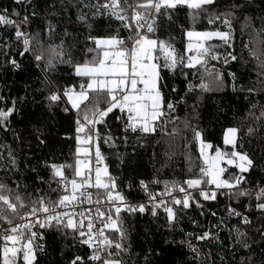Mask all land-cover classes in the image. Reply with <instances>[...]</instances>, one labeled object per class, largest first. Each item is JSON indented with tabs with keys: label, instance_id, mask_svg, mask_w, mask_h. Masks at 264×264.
Segmentation results:
<instances>
[{
	"label": "trees",
	"instance_id": "16d2710c",
	"mask_svg": "<svg viewBox=\"0 0 264 264\" xmlns=\"http://www.w3.org/2000/svg\"><path fill=\"white\" fill-rule=\"evenodd\" d=\"M106 2L0 0V11L6 6L13 14L19 13V16L14 14L19 20L28 17L23 25L32 41L29 52H23V40L16 38L15 27L0 25V109H13L0 124V183L11 189L13 197L19 195L29 207L40 197L58 201L62 195L70 194L71 185L65 193L63 185L53 180L50 167L72 165L63 171L69 180L74 178L78 159L77 119L83 113L68 104L64 90L73 86L78 90L81 84L86 85L87 77L76 75L75 66L91 61L95 55L88 51L95 48L89 37L129 35V29L124 26L129 23L132 12L129 4L143 0H128L127 4L121 0L123 14L129 18L126 21L100 7ZM82 15L86 16V22L79 19ZM213 15H220L221 19L210 24ZM153 16L155 32L149 33V37L170 43L178 56H190L186 51V33L190 29L228 31L223 23L227 18L231 20L233 38L231 47L217 38L205 42L206 46H217L213 54L219 58L209 57L206 65L212 75L200 66L162 70L161 90L165 101L171 102L175 110L165 108L166 114L157 121L155 132L143 134L139 129L127 128V114L118 109L96 125L100 137L97 143L104 157L102 163L115 178L116 190L125 200L143 199L149 193L159 194L174 184L199 178L200 168L205 165L193 129L201 131L204 141L213 145L212 154L216 148L221 152L233 151L231 145L224 144V134L228 128L238 129L235 150L247 153L253 160L242 185L263 183L264 0H216L195 19L186 5L167 12L162 10ZM229 53L236 59L232 60ZM37 55H43V59L37 61ZM158 62H163L162 57ZM217 72L222 74V81L216 80ZM202 82L210 90H202L199 87ZM56 92L61 96L53 102L50 96ZM100 107L106 108L107 104L102 102ZM249 129L253 130L251 134ZM227 159L221 162L227 169L222 178L239 174V169L228 165ZM245 190L250 195L237 197L220 192L217 199L207 201L195 193L203 207L174 206L179 209L178 220L171 226L162 208L157 209L156 216L152 215L150 206L143 213L122 211L126 232L122 243L126 250L115 258L122 264H264V210L256 207L260 203L255 198L256 189ZM229 207L242 216L246 214L250 223L244 224L242 216L229 215ZM27 210L22 209L21 215ZM8 215L13 221L19 219L11 213ZM0 223L6 222L0 220ZM236 229L247 234L242 239L250 248L237 242ZM34 230L42 233L38 242L43 245V251L37 252L36 264H70L76 256L83 257L84 264H101L88 260L92 250L71 229ZM204 232L215 238L197 239ZM107 234L119 240L118 234ZM188 242L197 252L188 247ZM109 251L117 250L113 247Z\"/></svg>",
	"mask_w": 264,
	"mask_h": 264
},
{
	"label": "snow or ice",
	"instance_id": "6c2138e0",
	"mask_svg": "<svg viewBox=\"0 0 264 264\" xmlns=\"http://www.w3.org/2000/svg\"><path fill=\"white\" fill-rule=\"evenodd\" d=\"M26 0H16V3H24ZM125 4L128 0H123ZM216 0H143L135 5L129 4L132 8L131 22L125 23L128 29L135 25V35L128 39L132 41V47L127 48L125 41L118 37L94 38L89 37L95 48L88 51L95 53L93 59L83 65H76V75L87 77V84H81L80 90L76 91L75 86L64 90L63 95L67 98L73 109L82 112V117L77 119V149L76 154L79 157L81 153L84 159H77L75 162L74 178L69 180L63 169L71 168L72 165H50L53 170V180L58 184L63 185V190L68 193V185H71L70 194L62 195L58 201H46L40 197L33 201L31 207L24 202L19 196L11 195V189H8L5 184L0 183V220L5 221L9 227L0 232V264H36L37 252L43 251V245L38 241L42 239V233L35 231V228H51L58 227L71 229L79 238L80 242L92 249V254L88 257L90 261L102 262V264H122V261L116 259L120 251L126 250L122 241L126 238V232L123 228L122 211L135 213L137 211L143 213L146 211L145 204L133 205L127 203L125 197L117 189L116 180L108 173L107 166L103 169L100 163L104 157L100 152L98 143L95 145V167L89 165L88 147L81 148L80 144H89L94 142V137L98 140L99 132L96 125L103 123L114 110L127 114L126 127L132 131L139 129L143 134H150L156 131L157 121H160L165 116V108L174 111V105L171 102H166L162 88L163 69L174 71L177 67L183 66L187 68H196L197 66L204 67L205 73L212 75V70L206 67L208 58L218 59V54H213L216 45L208 44L206 41H211L217 38L223 44L231 47L232 40V25L231 20L223 19L224 25L228 27V31H187L186 35L189 39L186 51L195 52V55L184 57L178 56L174 47L165 41H157L149 37L147 33L155 32V19L148 22V17L153 14H160L162 10L167 12L170 9H176L178 6L186 5L193 13V19L200 12H206L207 6L214 5ZM109 10V13L121 21H126L129 18L123 13L125 9L121 7V0H108V2L100 5ZM238 7V5H234ZM143 10V11H141ZM19 16V13H14ZM82 22H86V16L79 17ZM220 15H213L209 19L210 24H214L220 20ZM28 17L25 16L22 20L16 21L7 15V10L0 12V25H9L16 28V38H24L23 43L25 50H28L30 40L26 34L20 30L21 24H26ZM141 29H146V32H141ZM195 41V42H193ZM158 53V55L156 54ZM232 60L236 57L229 53ZM255 55V53H253ZM162 57L163 62L158 63ZM36 60H42L43 55H37ZM187 59V63H185ZM227 58L225 63H227ZM15 64V61H12ZM51 64V61H49ZM18 66V65H17ZM216 80L222 81V74L216 73ZM199 87L202 90L208 91L209 86L201 83ZM190 91L193 90L190 86ZM90 94H96L92 96ZM103 97V99H102ZM60 99L58 93L50 96V100L55 102ZM106 103V108H101V103ZM67 110V109H66ZM13 109H0V124L6 121ZM264 116V112L261 113ZM119 119V117H118ZM175 131V130H174ZM238 129L229 128L224 135V144L231 145L233 151L230 153L221 152L216 148L215 155L210 156L206 150L212 149L213 145L206 143L203 139L202 132L193 129L194 139L199 142L200 155L204 160V167L200 168V176L195 179H188L184 182L187 189L178 184L173 187L180 193H183L182 198L171 197V192L167 195L171 197V203L164 199L156 201V196L149 193L150 202L152 203V215H157V209L162 208L167 215L169 225L171 226L178 220V208L188 209L195 205L197 208H202L200 200L192 191L198 193L203 200H215L220 194V190H227L226 194L231 196H247L250 195L248 190L241 189L240 185L245 182L244 174L251 170L253 160L247 153H242L236 149L238 143ZM249 129V134L252 133ZM83 133V137L80 135ZM110 139V137L108 138ZM107 143V139H105ZM228 157L227 164L234 165L239 169V174L229 178H222L226 168L221 167V162ZM15 159L13 158V164ZM57 178H59L57 180ZM79 178V182H77ZM105 178L107 182H105ZM141 185L147 188V185L141 181ZM206 186H214V189L205 190ZM97 190L96 200H93V193L88 189ZM167 188V184H166ZM8 193V194H5ZM258 201L264 200V188H261L256 193ZM95 204V215L93 216L91 209H84L80 212H60L58 208H69L74 205ZM107 205L104 210H101L99 205ZM257 208L264 210V202L256 205ZM22 209H28L21 215ZM229 215L242 216L240 212L229 207ZM12 217H19L21 220H26L25 223L13 224ZM213 216L215 212L211 213ZM99 220L102 227H96V221ZM243 223L249 224L247 217H243ZM109 233H116L119 240H113ZM237 242L241 243L242 247L250 248L251 245L243 241V237L247 234L240 232ZM191 235V234H189ZM215 238L209 232H204L198 236L199 240H207ZM115 248V253L109 251ZM188 247L197 252V249L188 242ZM106 254V255H105ZM198 254V253H197ZM70 264H84V258L81 256L74 257Z\"/></svg>",
	"mask_w": 264,
	"mask_h": 264
},
{
	"label": "built area",
	"instance_id": "2783aa9c",
	"mask_svg": "<svg viewBox=\"0 0 264 264\" xmlns=\"http://www.w3.org/2000/svg\"><path fill=\"white\" fill-rule=\"evenodd\" d=\"M5 9L7 10V15H9L10 18H12L13 20H16V21H20L19 18H17L10 11V9H8V7H6V6H2L0 12H3ZM141 11H143V10H141ZM131 16H132V12L130 14V18H131ZM153 18H154V16H149L148 17V22H151ZM129 22H131L130 19H129ZM20 30L23 31L26 34V37L30 40V44L28 45V50L27 51L25 50V45L23 43V52H29L32 41H31L30 37L27 35L23 24H21ZM129 31H130L129 35L120 38V39H123L125 41V46L127 48H131L132 47V41H130L128 38L130 36H134L135 35L136 29H135L134 23H133V28L131 30L129 29ZM140 31L141 32H146V29H141ZM147 34H149V33H147ZM23 39L24 38H22V40ZM56 93H58L61 96V94L59 92H56ZM93 139H94V142H90L89 144H87V145H89L91 147V150H92L91 151V155H89V156H92V165L90 166L92 168L95 167V145L97 143V139L95 137ZM180 186H183V187H185L187 189V185L184 184V183L181 184ZM252 187L256 189L255 190V198H256V193L261 188H264V182L263 183L262 182L261 183H256V184H253V185H240V188H242V189H249V188H252ZM209 189H214V186H206L205 187V190H209ZM88 191L93 193V197L92 198L95 201L96 198H97L96 197V193H97L96 191L97 190L90 188V189H88ZM188 191H192L193 194L196 193V192H194L191 189H188ZM167 192H171V197H176V198H182L183 197V193H180L174 187H171V188H168V189L164 190L163 192H161L159 194H154L156 196V201H154V202H158L160 199H164V200H166L168 202H171V197L169 195H167ZM220 192H227V190H220ZM256 201H258V200L256 199ZM126 202L127 203H130V204H133V205L145 204L147 207L148 206L152 207V203H154V202H150V197L149 196H147V197H145L143 199H136V200L135 199H129V200L127 199ZM258 202H264V200H260ZM106 206L107 205H105V204L99 205V207L101 208V210H104ZM84 209H91L92 210V213L91 214L93 216L96 214L95 213L96 205L95 204H91L90 205V204H87V203H84L83 205H74V206H71L69 208H63V207H61V208H58L57 211H60V212H73V211L80 212V211H83ZM242 217H247L248 218V216L246 214H244ZM242 220H243V218H242ZM248 220H249V218H248ZM25 222H27V221L26 220H21L19 218L18 220L13 221V224H19V223H25ZM8 227H9V225L7 223H5V224H1L0 223V232H2L4 229H7ZM96 227L97 228L102 227V225L100 224L99 220L96 221ZM106 234H107V231H106ZM100 263L102 264V262H100Z\"/></svg>",
	"mask_w": 264,
	"mask_h": 264
},
{
	"label": "rangeland",
	"instance_id": "374dc122",
	"mask_svg": "<svg viewBox=\"0 0 264 264\" xmlns=\"http://www.w3.org/2000/svg\"><path fill=\"white\" fill-rule=\"evenodd\" d=\"M189 31H198V32H205V31H216V30H197L196 28L195 29H190ZM223 31V30H222ZM107 37H112V36H105V37H99V38H107ZM151 38V37H150ZM152 39H154V38H152ZM187 39H188V37H187ZM156 40V39H155ZM193 42H195V41H193ZM189 43V39H188V41H187V44ZM186 49H187V45H186ZM187 53L188 54H190V56H192V55H195V52L193 51V52H188L187 51ZM158 62V61H157ZM159 63V62H158ZM78 65H83V63L82 64H78ZM76 72V71H75ZM87 82H88V78H87ZM87 82H86V84H87ZM80 89H78V90H76V91H79ZM67 99V98H66ZM67 102H68V100H67ZM68 104H69V102H68ZM229 129V128H228ZM225 133H226V131H225ZM225 135V134H224ZM81 148H84V147H88L89 149H90V151H89V155H91V147L89 146V145H87V144H83L82 143V145L80 146ZM207 152H208V154L210 155V156H213V155H215V154H212L211 153V151L212 150H210V149H208V150H206ZM79 159H84V155H83V153H81L80 155H79V157H78ZM89 165L91 166L92 165V156H89ZM221 167H222V165H220ZM100 167L103 169L104 167H105V165L103 164V163H100Z\"/></svg>",
	"mask_w": 264,
	"mask_h": 264
},
{
	"label": "crops",
	"instance_id": "0c3cea01",
	"mask_svg": "<svg viewBox=\"0 0 264 264\" xmlns=\"http://www.w3.org/2000/svg\"><path fill=\"white\" fill-rule=\"evenodd\" d=\"M66 98V97H65ZM69 105L71 106V104L69 103Z\"/></svg>",
	"mask_w": 264,
	"mask_h": 264
}]
</instances>
